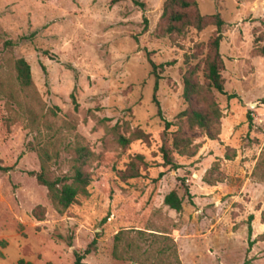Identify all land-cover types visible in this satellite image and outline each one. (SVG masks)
I'll return each mask as SVG.
<instances>
[{
  "label": "rangeland",
  "instance_id": "rangeland-1",
  "mask_svg": "<svg viewBox=\"0 0 264 264\" xmlns=\"http://www.w3.org/2000/svg\"><path fill=\"white\" fill-rule=\"evenodd\" d=\"M136 1L0 0V264H74L93 241L83 264H264V0H196L207 26L180 35L163 32L165 0ZM216 16L225 94L188 104L183 78L204 83ZM211 101L217 132L190 130L181 112ZM139 131L147 141L119 144ZM173 133L191 140L189 156ZM82 148L87 194L58 213L31 174L44 161L50 178L71 177ZM172 191L181 212L164 205Z\"/></svg>",
  "mask_w": 264,
  "mask_h": 264
},
{
  "label": "trees",
  "instance_id": "trees-1",
  "mask_svg": "<svg viewBox=\"0 0 264 264\" xmlns=\"http://www.w3.org/2000/svg\"><path fill=\"white\" fill-rule=\"evenodd\" d=\"M136 4L138 2L134 0ZM139 5V4H138ZM163 22V32L166 35L182 34L184 30L193 28L196 31H202L206 26V19L199 13L198 4L196 0H165L163 4V12L161 16ZM214 26L216 27L217 36L210 42V55L206 60V67L203 72L204 83L193 81L194 72L191 71L188 76L183 78L184 93L183 99L186 103L190 104L192 98L199 101H208L209 97L213 94H225L224 93V80L221 75L223 61L220 55V44L222 41V28L224 22L219 16L215 17ZM6 47H12L11 42L5 44ZM261 56H264V47L258 49ZM152 73L156 77L158 82L157 70L162 66L157 67L152 61ZM14 70L16 74V80L20 89L23 91L32 90L34 88L30 65L23 59H17L14 62ZM157 82L155 86V92L157 91ZM8 97L11 100H15L14 94L8 92ZM73 101L74 95H71ZM211 100V99H210ZM155 101L158 109V117L164 123V134L167 135L168 130L171 127L170 123H167L161 115L159 103ZM191 105L186 110L181 112L180 118H182L187 127L190 130L198 129L201 132H217L219 126V120L221 119L220 110L216 102L211 101L208 103L207 110H196ZM250 119V118H249ZM135 140H148V136L141 131L132 135L130 138L120 136L118 142L121 146H127L131 141ZM171 145L173 149L180 156H189L191 153V140L188 138H181L177 133L171 134ZM161 154L163 159V167H169L171 170H177V165L174 163L169 152L161 148ZM91 154L86 149H78L77 157L73 158V175L71 177L62 176L57 178H50L48 175V169L46 163L43 161L40 173H32L36 178L39 186L46 188L48 196L58 213H63L73 206L80 195L87 194V189L91 183L90 175L82 170V167L87 163ZM139 161H142L141 156H137ZM0 170L7 172L8 168H0ZM164 173H160L159 178H162ZM187 192V190H186ZM188 193V192H187ZM164 205L176 212L182 211L183 199L178 196L175 191L170 192L164 198ZM252 220V217H250ZM249 236L252 234V228L248 229ZM96 241H93L91 245L83 253H74V264H83L86 256L91 253V248L94 247ZM7 247V243L0 241V258L3 259L2 251ZM18 264H25L23 260H20Z\"/></svg>",
  "mask_w": 264,
  "mask_h": 264
}]
</instances>
